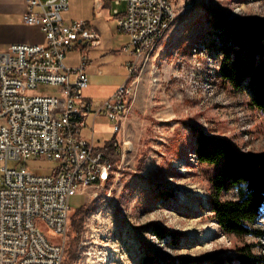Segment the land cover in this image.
<instances>
[{
  "label": "rangeland",
  "instance_id": "rangeland-1",
  "mask_svg": "<svg viewBox=\"0 0 264 264\" xmlns=\"http://www.w3.org/2000/svg\"><path fill=\"white\" fill-rule=\"evenodd\" d=\"M205 5L231 19L264 25V0H196L188 11L178 12L155 53L141 59L135 84L130 86L136 97L124 128V140L128 141L122 143L125 157L114 154L113 122L100 115L95 144L101 148L107 145L116 167L103 178V186L88 187L71 197L65 237L39 223L49 238L66 242L65 264H145L149 254L167 259L186 256L194 259V264L200 260L210 264L211 255H236L241 241L223 233L212 217V170L197 162L192 128L226 137L244 153L264 156V114L249 105L244 92H232L222 84L221 41L211 29ZM5 22L0 19V53L12 43L33 42L38 36L35 27L17 20L11 26ZM108 57L114 54H105L104 63L110 62ZM139 76L141 82L137 83ZM59 89L42 83L34 93L56 94ZM84 133L92 137L91 128ZM122 135L121 129L117 138L121 140ZM56 164L36 156L9 162L12 168L26 166L41 173H51ZM235 196V191L224 195ZM84 205L91 210L85 215L79 252L72 261L70 251L76 235L72 219ZM260 226L264 228V217ZM157 227L166 234L160 237ZM246 240L255 243V252L264 256V236H247Z\"/></svg>",
  "mask_w": 264,
  "mask_h": 264
},
{
  "label": "built area",
  "instance_id": "built-area-1",
  "mask_svg": "<svg viewBox=\"0 0 264 264\" xmlns=\"http://www.w3.org/2000/svg\"><path fill=\"white\" fill-rule=\"evenodd\" d=\"M120 1L126 9L118 26L130 38L123 49L135 59L127 63L128 78L98 111L84 98L87 54L78 66L64 61L78 41L99 42L85 20L64 19L69 0H27L24 21L39 26L46 42H16L0 53V264H65L66 242L49 238L39 223L65 237L71 197L103 186L109 165H115L93 137L84 136L86 118L104 112L115 133L121 130L136 97L129 96V88L135 84L137 51H144L148 38H159L170 17L194 0ZM42 83L60 89L35 94ZM122 143L114 141L115 151L125 157ZM30 156L57 164L51 173L9 166L11 160Z\"/></svg>",
  "mask_w": 264,
  "mask_h": 264
},
{
  "label": "trees",
  "instance_id": "trees-1",
  "mask_svg": "<svg viewBox=\"0 0 264 264\" xmlns=\"http://www.w3.org/2000/svg\"><path fill=\"white\" fill-rule=\"evenodd\" d=\"M204 7L211 29L221 41L218 49L223 53L219 71L222 84L232 92H244L249 105L264 114V25L231 19L213 6ZM192 131V151L198 164L212 170L209 176L212 217L223 233L241 241L235 256L211 255L210 264H264V256L254 250L255 243L246 240L247 236L256 239L264 236V228L260 226L264 217V156L244 153L228 138L207 133L201 127H193ZM114 154L120 156L116 151ZM231 191L236 192L235 197H224ZM90 210L91 207L84 205L73 216L76 235L75 247L70 251L72 261L78 255L84 218ZM155 231L160 237L166 234L160 227ZM167 232L177 238L174 232ZM144 262L194 264L195 260L186 256L167 259L149 254ZM199 264L203 262L200 260Z\"/></svg>",
  "mask_w": 264,
  "mask_h": 264
},
{
  "label": "crops",
  "instance_id": "crops-1",
  "mask_svg": "<svg viewBox=\"0 0 264 264\" xmlns=\"http://www.w3.org/2000/svg\"><path fill=\"white\" fill-rule=\"evenodd\" d=\"M125 9L126 3L124 1L69 0L68 10L63 12V17L66 21L74 19L85 20L88 26L93 28L98 34L96 40H99V42L91 44V42H88L87 40L78 41L76 47L67 53L64 60L65 64L68 66H78L82 61L83 53L87 54L88 59L86 70L89 74V85L84 90V98L85 102L92 104V109L94 111H98L103 103L111 98L117 91L118 87L125 82L128 78L127 63L135 59L130 51H125L123 49L125 46L129 45L130 38L127 34L122 32L118 26V18L124 15ZM27 10V0H0V19L4 18L7 20V22L4 23L5 26H11V22H14L15 20L23 25L26 24L23 16ZM28 26L35 27L38 36L35 37V41L25 43L46 42L44 33L39 26ZM123 52H125V54H122ZM108 53L114 54V57H108L110 58L108 59L110 62L104 63L105 60L103 57ZM93 57L97 61L94 60ZM141 59H143V57L137 56L138 63H140ZM148 61L150 63L148 62L147 65L150 66L149 64H151L152 59L150 58ZM108 63H111L110 66L107 65ZM108 70H110V73H107ZM140 76L137 83L141 82ZM102 114L107 116L104 112H100L98 115L91 113L86 118L87 126L83 129V134L87 138L93 137L94 142L96 120ZM127 116L122 123L121 129L123 130V135L121 140L117 138L118 133H115L116 136L112 140L113 150H115L114 141L116 139L121 142L127 141L124 140V128L127 124ZM87 128L92 129V137L85 135L84 131ZM127 143L128 141L126 144ZM105 148L104 149L108 153L107 145Z\"/></svg>",
  "mask_w": 264,
  "mask_h": 264
},
{
  "label": "bare ground",
  "instance_id": "bare-ground-1",
  "mask_svg": "<svg viewBox=\"0 0 264 264\" xmlns=\"http://www.w3.org/2000/svg\"><path fill=\"white\" fill-rule=\"evenodd\" d=\"M196 3V0H194L193 2H188L185 5V10L188 11V9H190L191 7H193ZM178 16V12H176V14H174L172 17H170V19L167 21V26L164 27V33L159 34V38H148V43L144 49V51H137V56L138 57H143V58H148L150 56V54H152L154 52V50L159 47L161 41L163 40V38L165 37V35L167 34L168 30L171 28L173 22L175 21V19ZM141 64L137 62V65H135V73L138 69V66H140ZM129 96L131 95V88H129ZM114 169V165H109V171L108 173H110L112 170ZM110 257H107L106 260L110 261ZM94 262L90 261L89 264H93ZM110 264V263H108Z\"/></svg>",
  "mask_w": 264,
  "mask_h": 264
}]
</instances>
